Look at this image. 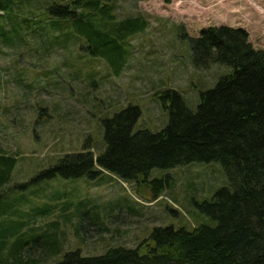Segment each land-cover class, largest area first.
I'll list each match as a JSON object with an SVG mask.
<instances>
[{"label": "rangeland", "instance_id": "obj_1", "mask_svg": "<svg viewBox=\"0 0 264 264\" xmlns=\"http://www.w3.org/2000/svg\"><path fill=\"white\" fill-rule=\"evenodd\" d=\"M70 1L29 0L21 12L14 10V18L47 28L58 24L56 16L46 13L50 3ZM115 2L118 21L141 17L146 23L130 36L128 59L119 75L72 42L59 39L51 45L49 33L40 38L27 34L26 43L19 40L12 46L0 41V154L19 161L9 185L0 190V205L8 209L0 220L26 219L24 231L53 232L60 241V255H45L39 240L29 254L34 264H53L74 251L97 257L114 247L137 248L160 227H214L216 222L201 207L230 187L219 163L154 170L142 184L103 171L94 181L38 180L68 156L91 153L98 158L104 149L102 121L129 107L140 110L135 132L151 133L169 123L162 101L168 91L181 94L196 111L200 93L212 89L230 69L195 68L189 38L228 27L245 31L253 47L264 50V0ZM2 16L0 12L1 26L9 21L2 23ZM153 180H165L164 190L154 193L149 185ZM9 224L5 228L11 229ZM16 240L9 239L3 256Z\"/></svg>", "mask_w": 264, "mask_h": 264}, {"label": "trees", "instance_id": "obj_2", "mask_svg": "<svg viewBox=\"0 0 264 264\" xmlns=\"http://www.w3.org/2000/svg\"><path fill=\"white\" fill-rule=\"evenodd\" d=\"M25 3L29 0H0V12L6 17L2 23L9 20L0 25L2 43L12 46L19 40L26 43L27 34L40 38L49 33L51 45L59 39L72 42L85 55L104 61L114 75L122 72L128 59L130 36L146 24L141 17L118 21L115 0H71L50 3L46 13L56 16L58 24L46 28L25 24L26 18L18 15L14 18V10L21 12ZM188 40L195 68L230 69L212 89L200 93L196 111L181 94L168 91L162 101L169 123L161 132L151 133L135 132L140 110L129 107L102 121L104 149L98 158L91 153L68 156L40 173L38 180L94 181L103 171L142 184L154 170L219 163L230 187L201 207L215 226L191 231L160 227L137 248L114 247L97 257L74 251L53 264H264V50H256L245 31L228 27L208 29ZM16 161L0 154V190L9 185ZM164 183L153 180L149 185L157 193L164 190ZM7 210L0 205V217ZM25 220H0V264H34L29 254L41 239L38 248L43 254H61L56 233L24 231L29 225ZM8 223L11 229L5 228ZM14 236L17 240L3 256Z\"/></svg>", "mask_w": 264, "mask_h": 264}]
</instances>
